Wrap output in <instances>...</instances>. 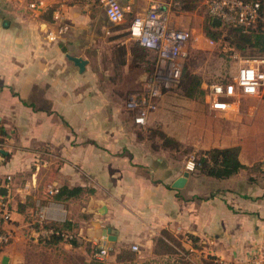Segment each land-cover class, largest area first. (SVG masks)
Segmentation results:
<instances>
[{"label": "crops", "instance_id": "obj_1", "mask_svg": "<svg viewBox=\"0 0 264 264\" xmlns=\"http://www.w3.org/2000/svg\"><path fill=\"white\" fill-rule=\"evenodd\" d=\"M77 1L0 0V187L12 211L4 225L12 239L0 249V264L4 256L7 264L39 263L36 251L46 247L35 244L44 238L48 209L58 211L57 205L70 232L98 247L166 230L196 236L221 259L247 264L252 253L264 252V164L261 180L251 168L264 158L260 126L237 135L231 125L227 135L198 146H239L246 168L226 179L189 171L185 185L174 188L186 161L176 164L152 147L125 108L126 95L141 89L153 68L146 70V50L129 35V23L164 0H120L126 10L117 23L98 0ZM170 25L188 33L185 22ZM68 56L86 60L84 69ZM62 186L83 190L57 199Z\"/></svg>", "mask_w": 264, "mask_h": 264}, {"label": "rangeland", "instance_id": "obj_2", "mask_svg": "<svg viewBox=\"0 0 264 264\" xmlns=\"http://www.w3.org/2000/svg\"><path fill=\"white\" fill-rule=\"evenodd\" d=\"M173 11L174 13L170 14L171 21L176 23L182 21L188 24V28L184 27L188 30L189 42L183 71L187 70L195 74L200 79L199 87L203 91L206 84L234 74L242 60L255 57L256 53L249 49L245 52L235 51L230 54V39L220 36L215 41L204 34L203 24L208 16L206 0H180V5L174 7ZM144 58L148 62L146 70L149 71L153 60L147 52ZM237 101L232 112L220 115L210 109L205 92L190 98L183 95V91L178 86L177 89H171L160 96L157 107L151 114V121L140 127V134L146 137L153 147L167 151L168 156L174 159L176 164L187 161L191 156L199 157L200 152L206 149L198 148V146L207 145L223 134L227 135L226 132L231 125L235 130L239 127L237 135L245 134L248 126L252 124L258 125L260 127L256 134L263 136L264 89L258 96H242ZM233 134H235L234 131ZM165 137L169 140L171 138L172 141H166ZM263 161L264 158L256 161L251 167L260 180L263 173L260 166ZM46 216L48 219L42 224L46 222L55 225L62 222L64 218V215L60 217L52 211H49ZM167 232L160 231L159 235L152 239L136 241L137 250L131 249L132 242L113 246L108 257L103 259L99 258L96 252L93 255L89 253L93 246L98 248V244L80 241L72 232V238L62 240L60 245L45 246L42 242L35 244L50 248L36 251V257L38 264H88L92 257L102 260L103 264H182V261L185 262L184 264H204L210 255L216 256L223 264H234L233 260H239L234 256V259L227 262L212 254L200 239L192 241L187 236ZM158 237H162L168 247H163L161 243L156 242ZM71 240H75L77 245H72ZM64 247L70 248L72 253L64 250ZM252 255H258V253H252L250 257Z\"/></svg>", "mask_w": 264, "mask_h": 264}, {"label": "built area", "instance_id": "obj_3", "mask_svg": "<svg viewBox=\"0 0 264 264\" xmlns=\"http://www.w3.org/2000/svg\"><path fill=\"white\" fill-rule=\"evenodd\" d=\"M69 4L74 0H60ZM93 0H82L85 4ZM74 3V2H73ZM107 19L113 23L124 19L125 10L120 0H98ZM178 3L174 0H164L163 4H154L135 14L128 27V32L137 43L151 54L153 68L143 79L142 88L126 95L125 108L133 112V121L145 125L149 115L156 109L158 100L165 92L177 88L183 63L187 56L189 34L180 28L170 25V12ZM207 14L220 20V24L242 26L248 28L259 21H264L259 1L246 0H206ZM35 9L36 3H30ZM60 12L56 10L55 18ZM62 25L59 32H64ZM54 37L52 36L51 39ZM264 89V57L247 58L240 62L236 72L226 82H212L205 85L207 103L213 111L230 113L234 110L237 100L242 96H258ZM195 157L191 156L185 164L188 171H193ZM60 208V206L57 205ZM55 213L51 207L48 209ZM47 210V211H48ZM57 214H63L58 209ZM10 200L7 195L0 194V249L9 244L12 234L4 225L11 220ZM59 217V216H58ZM53 233L52 228L43 231L44 238ZM58 233V232H56ZM64 239L72 238V232L62 233ZM112 247L106 244L98 247L96 254L106 258ZM132 250H137V244H131ZM249 264H264V252L252 255Z\"/></svg>", "mask_w": 264, "mask_h": 264}, {"label": "trees", "instance_id": "obj_4", "mask_svg": "<svg viewBox=\"0 0 264 264\" xmlns=\"http://www.w3.org/2000/svg\"><path fill=\"white\" fill-rule=\"evenodd\" d=\"M75 1V0H74ZM74 1H70L69 4H74ZM82 1L78 0L77 2ZM178 4L174 7H178L180 5V0H174ZM246 1H259L261 5L262 15L264 16V0H246ZM208 15V14H207ZM212 17L209 15L206 17L203 30L204 34L212 39L217 41L220 36H223L225 39H230V54L235 51L245 52L246 50H251V52L256 53L255 57H264V22L259 21L253 26H249L248 28H243L242 26L228 25V24H220L219 26L213 24ZM228 77L220 79L218 82H226ZM178 86H180L183 91V95L186 97H195L196 95L204 94L205 91L200 89V79L193 73L188 72L187 70L182 69L181 77ZM177 86V88H178ZM176 88V89H177ZM3 126H0V134H4ZM166 139V137L164 138ZM168 139V140H167ZM166 141H172V139L167 138ZM153 147V145H152ZM156 147V146H155ZM157 148V147H156ZM239 146H231V147H213L207 150H203L200 152L199 157H195V165L193 171L198 172L201 175H205L208 177L216 178V179H226L231 177L232 175L238 173L241 169L246 168L244 164H242L239 160ZM264 164V161L263 163ZM192 171V172H193ZM81 187H73L68 188L66 186H62L57 191L55 197L57 199L60 198H70L77 197L82 192ZM89 193H93V190H89ZM43 226L45 228H52L53 233L50 234L48 238H40L39 241L42 242L45 246L57 245L62 240H64V236L62 233H69L73 225L70 221H62L60 223L48 224L44 223ZM75 226V225H74ZM167 232L166 230H163ZM58 232V233H56ZM168 233V232H167ZM188 239L192 241L199 240L198 237L193 235H186ZM156 242L161 243V246H167L162 237L156 238ZM70 243L74 246L77 245L75 240H71ZM170 248V247H169ZM95 252H98V248L93 246V249H90V254L93 255ZM102 260H99L95 257L90 258V262L88 264H103ZM184 264L185 262H181ZM204 264H223L218 260L216 256H208V260L204 262Z\"/></svg>", "mask_w": 264, "mask_h": 264}, {"label": "water", "instance_id": "obj_5", "mask_svg": "<svg viewBox=\"0 0 264 264\" xmlns=\"http://www.w3.org/2000/svg\"><path fill=\"white\" fill-rule=\"evenodd\" d=\"M212 22H213V24H215L217 26L220 25V20L217 19V18H213L212 19ZM68 57L74 62V64L76 66H78V68H79L80 71H82L84 69L85 64H86V60H84V59H82L80 57H74V56H68ZM188 175H189V171L188 170L184 171L183 174L174 181V183L172 184V186L174 188H182L185 185V183H186V180H187ZM0 194L7 195V190H6L5 187H0ZM102 209H103L102 211H105L106 210V207L103 206ZM108 240L114 241L115 238L113 236H110L108 238ZM2 263L3 264H7V257L4 256L2 258Z\"/></svg>", "mask_w": 264, "mask_h": 264}]
</instances>
